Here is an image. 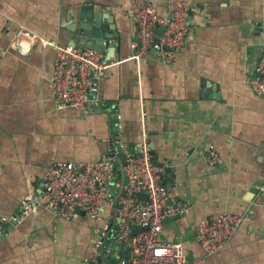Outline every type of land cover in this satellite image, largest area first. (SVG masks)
<instances>
[{
	"label": "crops",
	"instance_id": "crops-1",
	"mask_svg": "<svg viewBox=\"0 0 264 264\" xmlns=\"http://www.w3.org/2000/svg\"><path fill=\"white\" fill-rule=\"evenodd\" d=\"M190 1L192 28L176 63L147 58L141 70L131 60L119 63L100 83L106 109L83 114L59 110L53 99L56 49L39 43L21 56L11 49L15 33L24 25L48 41L88 47L92 39L75 30L76 14L88 3L103 15L104 33L116 26L121 38H106L105 53L111 57L110 42L119 41L112 58L123 60L138 33L128 13L131 0H0V47L9 49L0 64V216L19 214L54 162L100 160L117 134L136 146L145 122L166 180L168 169H176L170 184L184 209L165 220L161 239L180 236L190 259L202 256L198 225L228 210L243 215V223L207 264H264V99L246 83L256 75L264 44V0ZM157 3L166 17L170 0ZM116 113L119 130L112 127ZM210 145L220 152L216 168L208 164ZM111 220L107 213L98 221L82 214L56 220L40 208L1 239L0 264H83L95 258L97 231ZM113 245L116 252L104 264L122 257L124 250Z\"/></svg>",
	"mask_w": 264,
	"mask_h": 264
},
{
	"label": "built area",
	"instance_id": "built-area-1",
	"mask_svg": "<svg viewBox=\"0 0 264 264\" xmlns=\"http://www.w3.org/2000/svg\"><path fill=\"white\" fill-rule=\"evenodd\" d=\"M157 8V0H131L128 13L136 22L138 33L131 43V54L123 60H115L105 52L87 46L48 41L24 25L17 29L11 49L21 56H28L39 43L52 45L56 49L52 84L57 108L92 113L94 107L100 105V83L110 68L131 60L141 70L142 61L147 58L168 65L176 63L192 28V3L190 0H170V22ZM162 26L164 31L159 36ZM153 50H156L155 54ZM8 52L9 49L0 47V64ZM246 83L264 99V44L256 75L247 78ZM120 122L121 117L117 114V122L112 127L119 130ZM143 128V140L134 146V150L117 134L107 140L108 153L100 160L54 162L44 173L41 190L38 193L29 191L22 201L20 213L0 216V222L20 225L40 208L49 211L56 220L82 214L98 221L107 213L109 218L115 217L116 222L107 224L102 232L97 231L96 256L86 258L83 264H99L97 256L108 238L114 240L119 251L125 250L129 254L127 258L120 257L116 264H207L209 256L231 243L244 216L225 210L205 217L196 233L203 255L194 259L189 258L180 236L175 241L162 240L160 234L165 220L181 215L184 209L166 182V166L153 161L147 134L149 127L145 122ZM220 159L217 147L210 145L207 149L210 168H216ZM120 171L124 179L120 178ZM144 192L148 193L147 200L141 197ZM263 193L264 186L260 189V194ZM117 194L120 195L115 204Z\"/></svg>",
	"mask_w": 264,
	"mask_h": 264
},
{
	"label": "water",
	"instance_id": "water-1",
	"mask_svg": "<svg viewBox=\"0 0 264 264\" xmlns=\"http://www.w3.org/2000/svg\"><path fill=\"white\" fill-rule=\"evenodd\" d=\"M77 16V22L79 27L77 26V28L75 30H77L79 32V34H81L82 36L88 37L92 39V43L88 45V47L93 48V49H97L100 51L105 52L106 46H105V39L106 38H121L120 33L116 30V26L114 24H111L112 26H110V29L112 30V32L110 34L108 33H104L103 30V19H102V14L100 12H95L94 8L91 4H84L81 8L80 11L78 12V14H76ZM171 11L169 12V14L166 16V21L170 22L171 20ZM106 18V16H105ZM109 19V18H107ZM76 22V25H77ZM109 22H113V20H109ZM136 23V22H135ZM137 25V24H136ZM164 31V26H162L159 30V36L163 33ZM159 41V39H157ZM119 41L113 40L110 42V47L113 49L110 51V58L115 56V51L116 48L119 46ZM73 45L77 46V43L75 41H73ZM152 53H156V50H153ZM109 57V56H108ZM217 97V96H216ZM218 98V97H217ZM96 109H98L99 112H101L103 109H106V107L103 106V104H100L99 106L94 107ZM112 111V110H111ZM113 112H116V110H113ZM115 123L117 122V113L116 116L113 120ZM131 150H134V145H130ZM152 154H153V161L155 164H159V165H163L159 162V159L157 157L156 151L154 149V146L152 145ZM123 161H125V157H123ZM170 165V163H169ZM175 168H171L168 169V173L170 174V178L168 180H166L168 186L170 188H172V185L170 184V181L173 182L174 176H175ZM120 178L124 179V174L120 171ZM120 194L116 195L115 198V204H117V200ZM141 197L143 199H148V193L144 192ZM180 216V215H179ZM178 217V216H176ZM175 218V217H174ZM169 219V218H168ZM167 220V219H166ZM111 222L113 224H115L116 222V218L113 217ZM16 227V224L14 222H0V232L1 237H0V241L3 237H5V235L8 233V231H12L14 230ZM113 241V242H112ZM112 241H108L104 246H102L100 248V255L97 256V260L99 262H101L100 264H104V260L106 257H112L114 256L116 249L114 247V240L112 239ZM108 249V250H107ZM122 258H127L129 257V254L127 253V251H123L121 252ZM109 264H116V259L112 260L111 263Z\"/></svg>",
	"mask_w": 264,
	"mask_h": 264
}]
</instances>
